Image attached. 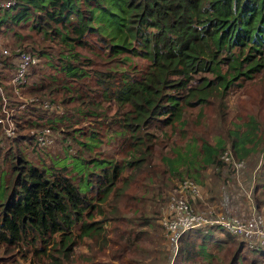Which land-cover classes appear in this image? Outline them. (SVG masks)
Masks as SVG:
<instances>
[{"label":"trees","instance_id":"obj_1","mask_svg":"<svg viewBox=\"0 0 264 264\" xmlns=\"http://www.w3.org/2000/svg\"><path fill=\"white\" fill-rule=\"evenodd\" d=\"M55 14L67 24L55 21ZM24 23L53 42L38 48L17 42L33 53L36 61L14 82L10 76L16 69L15 61L10 54L0 57V116L9 112L16 126L14 133L5 137L0 122V166L8 165L10 170H0V243L18 242L29 231L40 236L56 232V245L49 250L47 264H65L72 254L70 264H86L87 255L77 249L79 239L83 238L86 250L93 255L103 235L111 259L122 261L124 253H148L160 236V206L165 196L151 198L156 206L146 210L111 207L107 217L114 218L112 221L119 215L135 220L123 214L134 211L141 227L134 229L122 220V226L105 229L102 219L92 215L95 196L87 189L94 188L93 193L106 196L118 167L111 156L97 152L91 157L83 155L85 148L98 142L95 129H89L86 139H76L79 146L72 154L67 147L68 153L65 150L60 155L72 156V164L76 160L84 167L95 166L87 173L89 182L84 190L78 181L85 174L56 165L58 155L53 154L49 162L43 157L40 163L25 155L29 151L39 155L50 144H38L28 128L57 127L50 123L55 122L54 117L62 122L86 115L94 118L104 101L113 100L124 106L123 118L134 137L124 138L130 147L125 164L143 170L147 177L153 172L160 177L157 184L167 181L165 169L196 179L206 167L214 176L224 163L232 168L219 157L226 147L224 140L219 137L208 142L199 134L184 135V131L193 121L190 108L195 106L197 115L208 97L221 103L234 78L248 77L264 68V0H15L0 7L1 27ZM56 46L57 53L52 51ZM43 63L44 70H36ZM46 66L57 73L45 72ZM21 94L44 95L58 101L62 109L44 106L40 99L25 101ZM75 99L77 103H72ZM155 120L170 125L161 138L163 143L156 145L158 150L167 147L166 151L159 150L160 161L149 160L153 132L147 124ZM242 125L228 136L231 151L242 156L254 147L263 150L264 135L256 116L248 114ZM171 131L183 134L181 143L173 141ZM101 161L106 165L97 164ZM11 174L9 185L6 178ZM257 176L252 184L255 206L264 207V197L260 196L264 192V169ZM159 200L162 202L157 204ZM255 244L248 245L242 234L218 224L195 226L178 234L170 264H264V242ZM161 251V258H167V250ZM157 253L153 254L156 259ZM135 261L126 260L125 264L147 262L141 258ZM100 264L112 263L107 260Z\"/></svg>","mask_w":264,"mask_h":264},{"label":"rangeland","instance_id":"obj_2","mask_svg":"<svg viewBox=\"0 0 264 264\" xmlns=\"http://www.w3.org/2000/svg\"><path fill=\"white\" fill-rule=\"evenodd\" d=\"M55 15V21L61 25L67 24L66 20H62L57 14ZM16 33L20 35L19 38L16 37ZM0 38L10 46L17 44V42L20 41L35 48H38V46L44 42H53L38 31H34V29L30 28L26 23L13 24L11 27L0 26ZM57 50V46L52 49L55 53H57ZM40 57L43 58V56ZM53 60H55V56H53ZM44 65L45 63H43L41 69L39 68L36 70L43 71ZM222 67H225L224 63ZM45 72L57 73L54 72L53 67L50 66L45 67ZM91 80L92 79L90 78L89 83H91ZM73 84L76 85L75 83ZM78 87H81V85L79 84ZM68 93L67 90V94ZM29 96H32V99H40L42 102L43 100H46L53 104L52 106L57 110L61 108L58 105V101H51L44 95L37 96L36 94H21L20 97H22L23 100L25 98L26 101ZM77 101L78 100L75 99L72 103H77ZM23 104L24 101H22V105ZM123 108V105H117L115 101L110 100L109 102L104 101L102 111L94 118L90 115H86L76 118V120L62 122L54 117L53 119L55 122L52 120L50 123L58 126L51 128L53 132V142L45 147L39 155L33 154L32 151L25 153V155L36 163H40L43 157L45 162H49L51 160L50 157L52 158L53 154L58 155L59 157L55 160L56 165H67L69 169L71 168L70 172H77V175L81 173L85 174L81 180L78 181L79 188L85 190L89 182V180H86L87 173L93 169L95 170V166L87 164L84 167L81 162L76 160L75 163L72 164V156L68 157V154H66V156L60 157V155H62L65 150L68 153L67 147L70 148L69 152L71 153L72 149L79 146L76 139H86L85 134L89 132V129H95V136L97 137L98 142L96 144L93 143L92 148H85L83 155L91 157L94 152H97L107 157L111 156L117 163L116 166L118 167L117 176L113 180V184L109 186V193L106 196H103L102 192L93 193L94 188L87 189V193L90 194V196H95L92 199V215L102 219V226L105 229L110 225L114 227L115 224H118V227L119 225L122 226L121 222L124 220L121 219L122 217L120 215L115 219L116 221H112V219H114L112 217L108 218L107 216L111 215V207H118L120 211L125 208L133 209V207L146 210L149 206H156L154 201L150 199H154V197L156 198L159 195H162V197L165 196L164 202L160 206L164 207L170 188L183 177H189L197 184L201 185V197L195 200L196 203L199 204L197 206L201 209H204L207 205L211 204L215 209H221L223 216L235 213L234 211L237 212L242 210L247 212L251 208L264 215V207L261 204L259 207L255 206L256 199L254 198V190L252 191V184L258 179V176L255 177L256 173H261L264 169V148L259 151L254 147L249 149L244 155L237 156L231 151L228 142L229 134L233 132L236 127L241 128L243 126L242 122L246 119L248 114L256 116L259 121V128L264 135V68L252 72L248 77L239 76L234 78L229 84L227 93L224 95L221 103L218 102L217 98H214V100L211 101L208 97V100L203 101L201 104L197 115L195 114L197 108L195 106L190 108V115L193 117V121H191L184 131V135L190 133L199 134L208 142H213L220 137L222 141H225L226 147L223 150H229L234 158L242 159L244 161V166L236 172L224 163L217 176L209 174V168L206 167L205 169L200 170L199 174L201 175L195 179L184 175L183 172H167L165 169L164 172L166 173V176L165 173L164 176L167 181L163 184H157L158 182L161 183L160 177L154 175L153 172L151 174L149 172L147 177L143 170L125 164L124 159L129 153L127 150L130 149L127 142L128 139L133 140L134 137L130 136V128L125 124L126 120L123 118L124 114L122 113ZM198 113H200V115H198ZM153 123L147 124L148 129L153 132L152 139L149 141L148 146L150 147L151 155L149 160L154 161L157 159L160 161L158 158L159 150L166 151L167 147L166 145L160 146L158 150L156 145L163 143L161 138L169 132L170 125H163V123H160L159 121L156 122V120ZM67 124L69 126H67ZM127 135L129 138L126 142V139L124 138ZM171 137L176 144L181 143L183 140V134H180L178 131H171ZM63 140L69 143L62 142ZM262 145L264 146V142ZM1 163L4 164L3 162ZM97 164L106 165V162L101 161ZM4 165L0 166V170L3 167L7 172H10L8 165ZM8 175L6 180L10 185L12 174L10 176ZM152 175H154V178H152ZM2 177L3 176H1V178ZM4 184L5 183L3 182L1 185L3 188ZM114 192H117V194H114ZM96 196L101 198L98 199L99 197L96 198ZM260 196L264 197V192L260 193ZM219 199L226 201L227 208L224 209L225 212L223 208H221V205H219ZM161 202L159 200L157 204H160ZM123 214L128 215V218L132 217L131 219L137 220L134 211L126 210ZM88 218L89 217H85V219ZM135 220L128 221L126 219L123 222H125L124 225L127 224V226L134 229L141 227L137 225L140 222H136ZM76 226H78V221L74 225L73 231H76ZM153 230L152 227L150 231L153 232ZM55 233L56 232H47L43 234V236H40L34 231H29L23 236V239L18 242L6 244L1 242L0 254L3 256L0 257V264H47L49 250L52 246L56 245L55 241L57 237ZM78 242L77 249L81 250L85 247L83 238L79 239ZM104 242L105 237L103 235L101 237V242L98 244L100 248L104 247ZM173 251L174 247L172 246L171 248V246L168 245V250L166 251L168 256L167 258L165 257V259H162L161 256L164 255V252H160L159 250L157 253L153 250L151 255L157 253V259L152 255L145 264H164V262L165 264H170ZM73 259L74 257L72 254L70 260L67 259L65 264H70Z\"/></svg>","mask_w":264,"mask_h":264},{"label":"built area","instance_id":"obj_3","mask_svg":"<svg viewBox=\"0 0 264 264\" xmlns=\"http://www.w3.org/2000/svg\"><path fill=\"white\" fill-rule=\"evenodd\" d=\"M14 1L0 0V7L9 6ZM6 54H10L11 60L16 63V69L10 76L12 82L19 80L27 66L36 61V56L27 48L19 44L10 46L0 38V57ZM27 98L31 100L32 96ZM42 104L44 106L53 105L46 100H43ZM58 110L60 111L61 108ZM0 122L2 123L5 137L14 133L16 126L9 112H6L4 116H0ZM28 131L34 135L35 140L40 145L49 144L53 141L52 129L47 125L30 127ZM219 157L226 162H230L235 172L244 166V161L234 158L229 150H222L219 153ZM200 197V186L189 177L181 178L170 188L165 206L160 211L159 223L162 234L170 240L174 249L180 232L195 226H206L209 224H218L230 232L242 234L248 245H256V241L264 242L263 214L251 208L247 212L240 210L223 216L211 204L204 209L199 208L197 206L199 204L195 200ZM225 202L224 200L223 204Z\"/></svg>","mask_w":264,"mask_h":264},{"label":"crops","instance_id":"obj_4","mask_svg":"<svg viewBox=\"0 0 264 264\" xmlns=\"http://www.w3.org/2000/svg\"><path fill=\"white\" fill-rule=\"evenodd\" d=\"M219 205H221V208H223V210L227 208L226 202H225V204H223V200H220L219 199ZM218 212L221 213V209H218ZM224 212H225V210H224ZM100 242L97 243V246H98V244ZM105 243H106V240L103 243V246L104 247L103 248H100L98 246L99 250L95 254H93V255L90 254V251L89 250H86L85 247L81 249L82 250V253L87 255V258H86L87 259V262H86V264H100V263H102L104 261H107V260H110L112 264H125V261L126 260H129L130 262H134L135 263L136 262L135 261L136 258H138V259L141 258L145 262V261H148L152 257L153 254L151 255V253H153V250H154V252H157L160 249H166V250H168V245H170L171 248L173 246V244L170 242V240L168 238H165L164 237V235L162 234L161 229H160V236L158 238V241L156 243L155 248L150 247L149 248V251L147 250L148 253H143V254H138V253H135V252L132 253V254H130V253L129 254L124 253V254H122L120 256V259L122 260V261H120L117 258H114V259H111L110 258ZM164 264H165V262H164Z\"/></svg>","mask_w":264,"mask_h":264}]
</instances>
